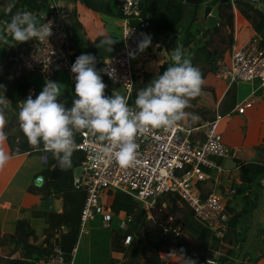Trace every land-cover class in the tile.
I'll return each mask as SVG.
<instances>
[{"label": "crops", "instance_id": "1", "mask_svg": "<svg viewBox=\"0 0 264 264\" xmlns=\"http://www.w3.org/2000/svg\"><path fill=\"white\" fill-rule=\"evenodd\" d=\"M50 1L52 0H0V22H10L13 15L18 11L24 10L34 13L37 20L41 21L48 13L47 5ZM53 1L59 6L64 18L68 33V45L78 55L91 53L89 50V41L98 35L108 33L116 34L120 30L122 21L119 17L101 14L87 7L82 0ZM177 1L185 3L186 7L185 15L181 22L169 28L162 29L158 34L153 35L156 39H160L163 35L164 38L162 41L156 40L150 44L155 46L165 45L169 51L170 59L173 48L176 46L182 47L194 66L203 71V85L207 90L209 89L207 93L209 92L210 98H207L210 102L194 105L213 107L215 114H219L220 117L217 121L218 132L221 134L222 141L229 148L233 149L235 153L231 154V156L218 158L221 171H210L209 177L201 181L203 185L199 187L204 192L212 189L214 191H221L223 187L227 186L235 187L236 193L230 199L228 198L225 203V211L231 216L242 210L245 205V195L250 191L249 189H245L244 192L237 191V188L242 183L240 176L241 170L247 166H254L264 162V83H261L258 79L233 82L232 85L235 87V95L234 97L227 95L226 91L230 86L227 85V82L226 84L220 82L225 79L216 76L215 64L210 65V62L204 59L203 53L193 52V43L184 44L185 39L181 36L182 30L187 21L186 15L190 13V8L194 4L186 3L183 0ZM115 3L118 8L117 2ZM228 3L231 4L233 10V40L231 46L227 48L226 42H219L220 46L224 49L220 55L215 57L222 58L225 61H228L230 58L232 46L244 42L250 35L259 34L261 42L264 40V0H232V2L229 1ZM142 4L145 6L146 11L144 16L149 21L151 11L155 13V11L160 12L167 8L169 12L173 2L170 0H144ZM222 5L219 6L216 13L217 20L218 12L223 7ZM165 21L166 19L162 18V22ZM194 23L197 27L195 34L199 37L197 41L211 39L210 34L212 28L217 23L214 26H207L205 20L198 18V16L194 20ZM257 27H260L261 30L257 31ZM2 28L3 24L0 23V29ZM225 30L228 31L227 27ZM0 35L5 34L0 33ZM7 40L8 43L0 41V85H3V89H0V92L4 96V88L6 86L5 69L11 60L8 48L13 47L14 49L17 44L10 36H7ZM211 42L214 44V36ZM138 55L139 60L133 68L134 71L135 68L141 66L143 60H153L157 63V60L153 58L149 50L145 52L141 51ZM214 61L215 59L213 63ZM21 66L22 64L20 62L11 63L8 66V71L10 74H24L30 82V85L36 88L37 93L34 95L36 97L40 93L36 83L39 82L40 84L42 81L45 85V80L41 74H30L28 71L24 73V70H20ZM33 75L34 83L30 78ZM72 81L71 73L64 70L60 71L57 77V83L61 84V92L70 89ZM246 101H250V104L244 108L243 112H238L236 106ZM5 117L7 120L6 112ZM182 121H186V118ZM0 147L10 157L4 167L0 168V234L12 233L15 222L20 218H28L36 234H43L48 224L42 216L34 215L33 212H42L43 210L62 212L65 205H67V200L62 195L61 190L51 187L49 188V193L45 194L47 190L46 188H42V185H48V179H37L39 176H42L40 173L46 168L47 154H31L26 152L11 154L6 140L0 143ZM76 168L73 170V173ZM52 170L56 171L52 174ZM49 173L51 178H56L61 174L57 166H52ZM263 195L264 176L259 180L257 179L251 187L250 205L247 213L244 214V225L240 229L242 235L239 245L226 264H264V231L262 235L256 236L254 229L251 237H248L254 213L259 201L263 199ZM258 221H261L262 226H264V199ZM89 222H87V227H90L88 225ZM62 230H65V227H62ZM75 246L74 264H110L111 260H107V255L110 252L109 243L108 247L106 243L103 244L100 259L96 262V258L95 263H92V235L88 228L83 232H79ZM9 248L10 245L1 244L0 242V255H6ZM163 248V251H160L159 254L163 257L167 256L165 264H189L188 260L184 258L176 246L166 244ZM44 257H39L38 262ZM120 259H123L122 255L116 252L115 260L118 261ZM205 264L212 263L206 262Z\"/></svg>", "mask_w": 264, "mask_h": 264}, {"label": "built area", "instance_id": "2", "mask_svg": "<svg viewBox=\"0 0 264 264\" xmlns=\"http://www.w3.org/2000/svg\"><path fill=\"white\" fill-rule=\"evenodd\" d=\"M122 13L121 42L102 59L100 71L113 84H122L126 88V97L130 107L129 96L133 90L135 79L131 57L140 49L145 37L151 43L155 36H148L145 28L149 21L141 13L140 0H116ZM48 13L42 23L52 22V35L45 41L30 39L17 43L14 47L22 66L30 74H41L45 80L57 82L60 71L71 73L68 33L60 8L55 1L48 2ZM215 74L228 79L229 83L258 79L264 83V44L259 34L250 35L244 42L235 44L230 51L228 61L217 58ZM27 92L36 95L33 85ZM250 101L236 106L243 112ZM219 114L213 119L179 121L171 129H153L148 133L137 135V159L128 167H121L108 155L104 142L94 140L87 130L78 133L76 143L83 152V159L73 173L72 184L84 192V202L80 212L79 232L87 228V222L99 215L102 225L110 227L113 216L121 219L120 228L127 229L133 222L131 214L124 211L114 212L110 206L102 203V189L116 188L127 192L136 200L148 217H151L156 198L166 192L175 193L191 208L196 219L204 223L216 236H221L227 229L230 216L225 211L228 198L236 193L235 187H223L221 191L213 189L204 192L199 182L206 180L210 171H221L218 158L231 156L235 151L229 148L217 131ZM264 144V143H263ZM104 152L105 156L93 159L95 153ZM210 170V171H208ZM37 179L41 180V177ZM165 206V203L162 204ZM168 228L164 227V231ZM178 233V229H173ZM131 233H126L123 243L128 244ZM76 246L70 255H66L59 244H55L50 253L39 260L41 264H74ZM208 263L216 261L207 259Z\"/></svg>", "mask_w": 264, "mask_h": 264}, {"label": "trees", "instance_id": "3", "mask_svg": "<svg viewBox=\"0 0 264 264\" xmlns=\"http://www.w3.org/2000/svg\"><path fill=\"white\" fill-rule=\"evenodd\" d=\"M84 4L101 13L108 16L119 17L122 21V13L119 8L116 7V0H82ZM169 1V0H168ZM173 5L170 7V11L161 10L160 12L149 15V26L144 30H150L154 34H158L159 31L165 28H169L179 22L185 15L186 7L185 3L177 0H170ZM141 1V13L145 15V6ZM223 7L219 9L217 24L212 28L210 37H215V42H211V39H206L204 44L197 41V51L193 49V52L203 53L204 59L210 62V65L215 64L216 56L223 52V49L219 42H226L227 47L231 46L233 40V10L230 3L223 4ZM147 8V7H146ZM192 12L191 19L188 24L194 23L197 18L198 7L196 4L190 8ZM162 18L166 21L162 22ZM228 29L226 31L225 29ZM260 31V27L256 28ZM148 36V33H146ZM195 34V33H194ZM108 36L116 41L112 46V50L117 48L121 42V25L118 33L101 34L89 41V50L91 54L96 57V69L100 71L102 59L110 52L107 51V46H101L100 41L104 36ZM191 35V34H190ZM191 39H186L184 44H189ZM264 43V40L262 41ZM210 45V47H209ZM212 46V47H211ZM146 48V47H145ZM141 48L134 52L131 57V63L134 66L137 65L139 55L141 51L145 52L149 50L153 58L156 61H142L139 68H135L134 71V87L129 96V101L135 105V99L137 91L146 86L158 73L162 72L171 65V59L169 51L165 45L155 46L149 44L145 49ZM10 51V52H9ZM8 53L11 56V60L5 69V81L6 86L5 96L11 101V107L5 109L7 113L6 125L4 132L7 136L6 142L11 154L15 153H31V154H47L46 168L40 173L41 178L48 179V185H42V188H46L49 193V188H55L62 191V195L67 200L62 212H52L43 210L42 212L34 211V215L42 216L47 222L48 226L44 230L43 234L37 235L35 229L31 226L28 218H20L15 222L14 231L9 234H0L1 244L10 245L6 255H0V264H41L38 262L39 257L47 256L52 250L55 244H59L65 254L68 256L74 245L77 242L79 236V221L80 212L84 202V192L81 189H76L72 184L73 170L80 164L83 159V152L80 149L74 151L72 156V167L61 168L57 159L53 157L51 152L37 151L29 145L27 138L19 128L18 112L20 104L19 102L25 100L29 94L27 87L30 82L27 80L24 74H10L8 66L11 63L20 62L16 50L13 47L8 48ZM69 53L71 63L73 64L76 57L79 55L76 51H73L69 46ZM215 59L214 63L213 60ZM193 64V62L191 61ZM194 66V64H193ZM203 77V71L200 70ZM72 83L71 88L61 92L58 98L61 102L66 103L67 107H71L75 96V74L71 72ZM103 82L106 84L105 89H112L113 84L107 77L101 72ZM232 85L226 91L227 95L234 97L235 91ZM206 87L202 85L201 94L194 99H191V106L206 102L204 99V93ZM226 95V96H227ZM33 99L36 97L32 95ZM204 100V101H203ZM208 100V99H207ZM210 102V100H208ZM193 108L198 116L203 120L213 119L215 113L213 107H201L194 106ZM187 112V108L185 109ZM182 121V120H181ZM187 123H192V119ZM79 133V132H78ZM78 133L75 135V140H78ZM42 148V143L41 146ZM52 166L59 167L60 176L56 178L50 177V169ZM241 185L237 188L238 192H244L245 189L251 191V187L261 177L264 176V162L256 164L254 166H247L241 170ZM42 180V179H41ZM250 191L245 195V205L242 210L234 213L230 216L227 224V229L221 236H216L204 223L198 221L191 212V208L188 209L185 205V201L175 193L166 192L159 195L154 204L151 217H148L142 206L137 205V202L133 197L120 189L109 188L107 192L112 195L111 203L109 206L114 212L124 211L129 213L133 217V222L128 226L124 233H117L114 229L111 235L112 249L122 255L123 259L118 261H110V264H165L167 256H161L160 251H163V246L166 244H172L177 247L178 251L183 254L184 258L188 261H194L195 264H205L207 259L216 261V264H226L230 259L236 247L239 245V241L242 235L240 231L243 224L244 214L247 213L250 205ZM165 203V206L162 204ZM65 227V230H62ZM164 227L168 230L164 231ZM177 228L178 233H174L173 229ZM264 226L261 221H258L255 227V235L260 236L263 234ZM126 233L132 234V239L128 244L123 243V239ZM240 264V263H237Z\"/></svg>", "mask_w": 264, "mask_h": 264}, {"label": "clouds", "instance_id": "4", "mask_svg": "<svg viewBox=\"0 0 264 264\" xmlns=\"http://www.w3.org/2000/svg\"><path fill=\"white\" fill-rule=\"evenodd\" d=\"M0 23L3 24L0 33L5 34L0 35V41L4 43H8L7 36L22 43L30 39L45 41L52 35V22L41 24L36 15L27 10L18 11L10 22ZM115 43L105 35L98 47L107 46L110 52ZM150 43V37H145L140 43L141 50ZM171 61L162 74L158 73L137 91L135 106L130 107L128 98L118 92L105 95L106 84L100 75L103 70L96 69V57L91 53L81 54L71 66L76 96L71 107L58 99L61 84L47 80L35 99L30 94L19 102V128L33 149L51 152L61 168L72 167L73 153L79 148L75 135L82 130H87L94 140L104 142L107 154L114 156L121 167H128L137 159V135L153 129H171L186 117L193 121L200 118L185 109L191 107V99L201 94L204 84L201 71L193 66L180 46L171 51ZM10 107L11 101L0 92V143L7 139L5 109ZM104 156V152H98L93 159L97 161ZM9 159L8 153L0 147V168Z\"/></svg>", "mask_w": 264, "mask_h": 264}, {"label": "rangeland", "instance_id": "5", "mask_svg": "<svg viewBox=\"0 0 264 264\" xmlns=\"http://www.w3.org/2000/svg\"><path fill=\"white\" fill-rule=\"evenodd\" d=\"M149 15H154L153 12L151 11ZM188 15V16H187ZM186 15V24L182 30V37L183 39H191V41L189 42V44H192V50H196L197 49V39L199 38L197 36V34H194L196 33V30H197V27L195 25V23H192V24H188L189 20L191 19V15H192V12H190L189 14ZM146 33H148L149 35H155L154 33H152V31H150L149 29L146 30ZM191 34V35H190ZM180 36V37H181ZM196 39V40H194ZM200 43V41H199ZM202 44H204L205 42L204 41H201ZM21 69L20 70H24V73L25 71H27L24 67H20ZM24 68V69H23ZM60 73V72H59ZM59 75V74H58ZM29 77V76H28ZM33 76H31L30 78L32 79L33 83H34V80H33ZM222 84H226L227 82V85L232 86V83H229L228 79H225V80H221L220 81ZM36 86L37 88L42 91L43 87H44V84L42 83V81L38 83H36ZM208 90H206V93H204V99L206 100V102H208V98H210V95H209V92L207 93ZM113 92H118L120 93L121 95H124L126 96V88L122 85V84H115L113 85V88L112 89H105V95L106 96H111ZM208 97V98H207ZM204 101V100H203ZM199 103L201 101H198ZM130 103H132L130 101ZM198 103V104H199ZM133 104V103H132ZM194 106L196 105H192L191 107L187 108V112L189 113H194L196 115L197 112L193 109L195 108ZM215 113V112H214ZM215 115V114H214ZM200 117V116H199ZM190 120L191 118L190 117H186V120ZM203 120L201 117L196 120V121H201ZM193 121V120H192ZM217 129V128H216ZM218 131V129H217ZM78 168H76L77 170ZM75 170V171H76ZM210 171V170H208ZM202 183V184H201ZM199 186L200 185H203V182H199L198 184ZM108 190L107 189H102V203L106 206H109V204L111 203V199H112V195L107 192ZM232 197V196H231ZM230 197V198H231ZM229 198V199H230ZM133 199L137 202V205H140L141 206V202L139 200H136L134 197ZM185 205L187 206L188 209H190V207L188 206V204L186 202H184ZM191 210V209H190ZM192 212V210H191ZM192 215L194 216L193 212H192ZM195 217V216H194ZM90 221V220H89ZM88 221V222H89ZM120 221L121 219L119 217H117L116 215L113 216V219L111 221V228L110 227H104L102 225V222H101V219H100V216L99 215H95V218L92 219L90 222H89V226L90 227H87L88 230L91 232V235H92V245H93V250H92V263H95V259L97 258L96 262L100 259L101 255H100V252L102 251L103 249V244L106 243L107 247H108V243H109V249H110V252L108 253L107 255V260H112L113 262L116 261V251L112 249V243H111V235H112V232L114 231V229L116 231H118L117 233H124L126 231V229H123V228H120L119 225H120ZM199 221V220H198ZM130 227V226H129ZM109 238V240H107ZM97 247V249H96ZM118 253V252H117ZM120 254V253H119Z\"/></svg>", "mask_w": 264, "mask_h": 264}, {"label": "water", "instance_id": "6", "mask_svg": "<svg viewBox=\"0 0 264 264\" xmlns=\"http://www.w3.org/2000/svg\"><path fill=\"white\" fill-rule=\"evenodd\" d=\"M186 3L190 4H196L198 7L197 10V16L198 18L205 20V24L207 26H214L217 23V11L220 5L226 4L229 1L232 2V0H183ZM56 170H52V174ZM264 199V195H263ZM263 199L259 201L256 211L254 213L252 223L249 230V238L254 232V229L256 227L262 206H263Z\"/></svg>", "mask_w": 264, "mask_h": 264}]
</instances>
